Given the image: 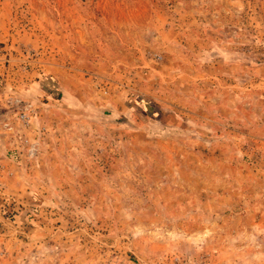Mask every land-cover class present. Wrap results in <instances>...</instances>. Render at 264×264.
Here are the masks:
<instances>
[{"label":"rangeland","instance_id":"rangeland-1","mask_svg":"<svg viewBox=\"0 0 264 264\" xmlns=\"http://www.w3.org/2000/svg\"><path fill=\"white\" fill-rule=\"evenodd\" d=\"M0 264H264V0H0Z\"/></svg>","mask_w":264,"mask_h":264}]
</instances>
